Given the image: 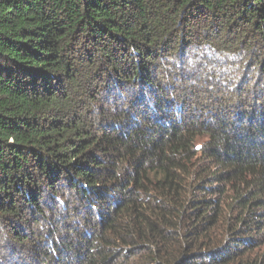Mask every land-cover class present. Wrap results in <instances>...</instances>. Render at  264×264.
Instances as JSON below:
<instances>
[{
  "label": "trees",
  "instance_id": "obj_1",
  "mask_svg": "<svg viewBox=\"0 0 264 264\" xmlns=\"http://www.w3.org/2000/svg\"><path fill=\"white\" fill-rule=\"evenodd\" d=\"M205 50L264 85V0H0V264H264V101Z\"/></svg>",
  "mask_w": 264,
  "mask_h": 264
},
{
  "label": "rangeland",
  "instance_id": "obj_2",
  "mask_svg": "<svg viewBox=\"0 0 264 264\" xmlns=\"http://www.w3.org/2000/svg\"><path fill=\"white\" fill-rule=\"evenodd\" d=\"M204 52H206V57H208L210 59V61L208 60L209 63L208 62L206 63L207 66H206V64L201 65L200 63L203 59L198 58L199 60L197 59L196 63H198L200 65L197 64L198 66H195L193 63L190 66V68L187 70V72L191 73L192 75H189V74L186 75L187 77L183 81L184 83H190V84L194 85L195 87L210 86L211 89H213V88L217 89L216 87H219L218 88L219 91L221 90V88H223V89H225L224 91H226V92H228L229 90L233 91L231 88L233 86H236V87L241 88L242 90L245 89V91H248L249 94L252 93V94H250L252 96H254L256 94L260 100L263 99V101H264V85L257 86L255 84L256 85L255 86V85L247 84L250 82V79L252 78L251 71L246 70L245 72H243L242 70H239L238 69L239 63H237L238 58H237V60H233L234 61V63L232 62L233 64L230 62V64L232 66H229V67L227 66L228 68H226L224 66L225 67L224 68L222 66V64L224 65L226 63V61L223 57L210 56L211 53L208 54V50H205ZM198 53H201V52H198ZM233 74L238 75V77L232 76ZM220 75L222 78H220ZM228 76H230V77L232 76L229 81L226 80L227 78H229ZM235 78H237V79H235ZM179 83L181 84L178 87V89L180 91H184V90L185 91H191L190 88L185 89L186 84L182 83V81H179ZM197 90H198V92H203L202 89L200 91H199V89H197ZM220 93L222 94V92H220ZM194 95H195V93H194ZM242 98H245V97L240 96V94L231 98V100H229V102H227V104H226V109L231 108V110H232L235 105H237V106L240 105V102H242V100H241ZM96 99H100L101 101H103L100 95ZM86 101H87V103H90L89 100H86ZM206 102H208V104H206L207 108H205V104L203 105V103H198L200 113H203L204 109H206V110H204L205 115L206 114L208 115V114H210V112H215L218 110L219 106L217 103H216V105H213L210 101H205V103ZM90 106H93V104H90Z\"/></svg>",
  "mask_w": 264,
  "mask_h": 264
}]
</instances>
